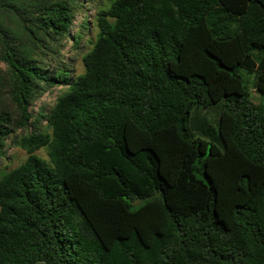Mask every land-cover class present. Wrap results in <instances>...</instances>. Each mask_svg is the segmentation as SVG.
I'll list each match as a JSON object with an SVG mask.
<instances>
[{"label":"trees","instance_id":"trees-1","mask_svg":"<svg viewBox=\"0 0 264 264\" xmlns=\"http://www.w3.org/2000/svg\"><path fill=\"white\" fill-rule=\"evenodd\" d=\"M78 1L0 0V151L66 87L0 177V264H264V0H107L70 78Z\"/></svg>","mask_w":264,"mask_h":264},{"label":"rangeland","instance_id":"rangeland-1","mask_svg":"<svg viewBox=\"0 0 264 264\" xmlns=\"http://www.w3.org/2000/svg\"><path fill=\"white\" fill-rule=\"evenodd\" d=\"M107 0H79L73 12L72 24L69 29V37L65 40V45L61 50L60 67L67 70L70 78L82 73V56L87 53L95 39L97 28L95 26V14L98 8L105 6ZM76 41V43H75ZM50 63V68L52 67ZM3 67V65H0ZM66 89L64 85L52 86L34 99L29 106L32 114L30 125L26 129H16L12 136L8 137L0 151V177L19 165L27 156L25 150L16 144L19 136L33 130L39 132H49L45 116L51 111L56 99ZM251 99L257 103L264 104V94L256 93L250 89ZM16 139V140H15ZM36 154L47 160L46 149L44 147L36 151Z\"/></svg>","mask_w":264,"mask_h":264}]
</instances>
